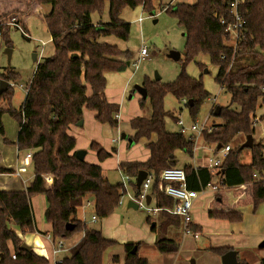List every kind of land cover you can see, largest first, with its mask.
<instances>
[{"label": "trees", "instance_id": "trees-1", "mask_svg": "<svg viewBox=\"0 0 264 264\" xmlns=\"http://www.w3.org/2000/svg\"><path fill=\"white\" fill-rule=\"evenodd\" d=\"M5 2L36 3L50 6V12L43 18L51 42L53 54L37 63L34 75L27 87L24 101L17 108L13 104L15 91L9 87L11 82L21 81V75L8 70L2 74L7 81V90L0 94V135L5 137L3 116L9 115L18 123L19 132L15 142L21 153L32 152L30 164L33 180L24 191H0V264H50L49 260L31 251H21L22 237L37 232L31 199L44 195L47 208L44 214L46 223L52 225L53 240H69L83 234L82 240L70 250V257L57 264H103V254L109 248L119 245L105 239L100 230L89 228L81 220L69 221L76 214L84 200L91 198L94 214L100 219L110 217L119 207L125 191L121 183L112 185L103 173L100 164L111 158L100 144L92 142L89 150L96 153L99 164L80 161L75 153L77 139L69 134L73 126L83 120L84 110L96 113L95 120L111 128H116L115 115L119 106L110 103L106 97L107 78L111 73L125 72L129 66L128 51L103 39L115 37L128 41L131 24L121 18L125 9L143 7L146 12L158 9L162 0H0ZM231 0H195L194 3H178L166 13L173 16L185 34L181 71L173 82L162 83L146 77L141 87L146 98L139 101L142 111L150 108L149 116H140L129 122L134 134L129 137L133 144L146 141L150 152L145 162H123L118 168L131 178L145 170L153 176L154 184L150 191L159 209L172 207V199L160 193L157 186L161 172L167 168L178 167L177 152L193 157L196 148L192 137L180 132L167 130L166 120L174 115L164 108L167 95L177 101H186L191 118L195 121L202 105L210 94L205 89L202 78L188 75L186 67L200 56H207L209 64L218 68L215 81L230 94V104L221 107L220 124L206 129L201 136L205 145L213 147L230 146L236 139L237 145L231 147L227 158L218 173L225 187H236L253 183V211L256 213L264 201V145L254 142L251 148H244L247 137L255 135V126L264 123V112L257 115L259 105L264 106V0H243L239 11L245 21V39L239 49L229 43L227 24L233 21L230 14ZM108 4V21L105 22ZM98 16V21L93 20ZM5 20H17V14L3 15ZM224 21V23H222ZM8 25H0V37L7 49L12 48ZM124 56L127 61L120 59ZM224 57V59H222ZM201 68L203 65L197 63ZM236 108H232V106ZM213 113V112H212ZM155 138V140H153ZM6 143L8 141L4 139ZM249 151L250 162H241L243 153ZM115 153V150H113ZM183 169L187 186L200 191L201 187L212 182L216 173L204 167L186 164ZM0 173H13L0 169ZM257 173L261 180H256ZM46 176L52 177L47 183ZM135 197L140 191L136 181L131 184ZM210 218L241 222L242 214L235 211H212ZM159 222L152 227L157 239L155 247L165 255L176 254L178 243L168 237L179 217L160 211ZM181 220V219H180ZM148 224L152 226L150 217ZM182 222V221H181ZM73 224L68 230L67 225ZM191 230H197L193 225ZM136 243L122 245L123 259L113 256L115 263L148 264L133 248ZM231 248H216L212 251L224 256ZM15 255V259H13ZM244 264V263H240ZM260 264H264V259Z\"/></svg>", "mask_w": 264, "mask_h": 264}, {"label": "rangeland", "instance_id": "rangeland-1", "mask_svg": "<svg viewBox=\"0 0 264 264\" xmlns=\"http://www.w3.org/2000/svg\"><path fill=\"white\" fill-rule=\"evenodd\" d=\"M194 0H162L158 9L153 12L144 11L143 7L139 6L135 9H125L121 18L126 22L131 24V32L128 41L124 42L115 37L103 39L105 42L117 46L121 51H129L132 56L129 57L131 62L130 66L127 67L126 72L131 76L132 88L137 86L141 87L144 79L146 77L151 80H157L162 83H170L176 80L181 71V61L174 60L168 57L171 51H175L181 54V59L184 57L185 48V34L181 27L178 26L177 20L166 13V11L172 8L178 3H193ZM50 6H39L36 3L27 4L26 2H5L0 1V25H8L10 28L9 37L11 39L12 48L11 58L8 57L6 53L7 47L4 41L0 37V82L5 81L2 78V74L8 70H13L21 75V81L11 82L16 85L13 88L15 91L13 104L15 107H19L24 101L25 90H27L28 84L31 81L37 63L44 61L46 58L50 57L53 52V44L51 42L50 34L48 32L47 26L43 21V18L49 14ZM17 14V20H5L3 15ZM108 4L106 5L105 14L103 15V20L107 22L108 19ZM142 19V21H140ZM93 20L98 21V16L93 15ZM26 35H24V33ZM146 47L148 50L147 57L142 58L140 56L141 49ZM36 54L37 61H33V55ZM121 60H127L124 56L120 57ZM197 63L205 64L201 68ZM186 71L189 76L193 78H202L205 89L209 92V99L202 105L198 116L195 121L191 118L188 108L186 106L187 102L177 101L172 95H167L164 100V108L166 111L171 112L174 117L181 119L187 126L192 124H198L199 126L205 125L206 129H211L216 123H220V119L214 116V111L216 107H227L230 104V94H228L221 86L215 81L216 75L218 74L217 67L211 66L209 64V58L207 56H200L195 62H191L187 65ZM207 71V72H206ZM7 82V81H5ZM23 85V87H19ZM144 99V98H142ZM139 105V103H138ZM140 109V106H138ZM236 108V106H232ZM141 110V109H140ZM213 112V113H212ZM264 112V106L259 105L257 110V115ZM150 108L141 111V116H149ZM96 114L91 111L84 110V120L82 126H73L69 134L75 137L78 142V147L83 148L88 152L86 156V161L91 164H99L96 153L89 150V145L92 142L103 143L104 149L111 153L112 156L104 163L100 164L104 169L115 170L116 166V155L113 153V148H117L120 151V146L127 142V140H120L116 144H110L108 140L111 138H116L115 130L110 128L108 125H101L95 120ZM16 127L18 123L9 118ZM121 122L123 127H125V132H131L130 128L127 127L125 121ZM216 122V123H213ZM125 124V125H124ZM167 130L171 132H178L179 127L177 125V120L173 121L171 118L166 120ZM127 127V128H126ZM115 135V137H111ZM196 136V134L194 135ZM254 142L261 141L264 143V123L259 122L255 128ZM7 138L0 135V139ZM120 139V138H119ZM116 140V139H115ZM155 140V138H153ZM237 139L230 144L231 147L237 145ZM113 142V141H112ZM129 149L126 147L123 149L131 150L138 149V151L145 152L146 141H141L139 144H133L128 140ZM7 146L15 147V144L7 143ZM196 148L194 150L193 157H189L183 152L176 155L178 163L180 165L191 164L196 166L197 164H205L212 153L206 147L203 142V138L200 135L197 142ZM213 151V147H210ZM135 151V150H134ZM250 160V153L246 151L243 153L241 162L246 163ZM114 177L112 182H121V176L118 172H113ZM34 176V175H33ZM264 180V179H263ZM214 183L219 182V177L216 175L213 178ZM253 184V183H249ZM251 190V187L249 186ZM128 192L132 195L133 190L130 187ZM253 192V186H252ZM128 198V197H126ZM92 202V201H91ZM93 208V206L91 207ZM152 208V206H151ZM260 209H264V201L259 206ZM81 210V207L79 208ZM78 209V210H79ZM198 212L205 214L207 211V206L198 207ZM262 217L263 213H260ZM82 216V214L80 213ZM117 215H122L120 217L121 221L116 222ZM148 213L145 209H127L125 205L120 206L114 212V217L110 223L112 224V229L109 230L110 234H114L117 237L121 235L130 236L132 233L138 234L141 228L150 224L147 222ZM84 222L86 225L97 228L101 226V223L92 224L91 223V212L87 211L83 213ZM45 221V220H44ZM83 222V221H82ZM80 236V234H77ZM76 236V235H75ZM78 236V237H79ZM34 236L28 235L27 238H33ZM26 238V239H27ZM116 247V246H115ZM115 247L109 248L103 254V264H113V256L118 255L119 247L117 250ZM194 255L189 259L185 258V255H181L178 251L176 254L166 255L165 264H192L194 260ZM194 262V261H193Z\"/></svg>", "mask_w": 264, "mask_h": 264}, {"label": "crops", "instance_id": "crops-1", "mask_svg": "<svg viewBox=\"0 0 264 264\" xmlns=\"http://www.w3.org/2000/svg\"><path fill=\"white\" fill-rule=\"evenodd\" d=\"M130 56L132 55L130 54ZM128 63L130 66L131 62L129 59ZM106 78V97L110 103H114L119 106L120 119L121 121H125L127 127L130 128L129 122L132 119L141 116L142 110L139 109L138 103L144 97L136 88L131 87V76L128 75V72L125 71L122 73H111L108 74ZM9 118L11 117L7 114L3 116L5 134L7 137L4 139H6L8 143H11L12 141V143L15 144L19 127H16V125H14V123ZM218 124L220 123H216L215 125ZM122 125L123 124L121 122H118L117 127L112 128L115 130L118 137L116 136V138H111L108 140L110 144H116L120 140L124 139L127 140V142L120 146V151L115 148V155L117 158L115 163L116 168L115 170L103 168L105 178H107V180L112 185L121 183L120 181L114 183L111 180L114 177L113 172H118L119 175H121V171L118 168L120 163L145 162L150 156V152L147 148V151L145 152L138 151V149L123 151V149L126 147L129 149L130 146L128 144V140L129 137L134 134V132L131 128L130 130L132 133L125 132V127ZM111 137H115V135ZM4 139H0V169L12 170L13 173H0V191H24L33 180V168L30 162L28 165L22 167L21 165L25 154L18 151L16 144L15 147L5 145L7 143L4 141ZM113 140H115V142H112ZM99 144L104 148L103 143ZM206 148L210 151L212 150L210 147ZM83 149L84 147L80 148L77 145V151ZM112 150H114V148ZM178 153L180 152H177L176 155ZM87 154L88 152H86V156ZM249 162L250 160L246 161L245 164ZM204 165L205 164H197L196 166H192L196 168L203 167ZM178 166L183 167L184 165H180L178 163ZM20 168H22V170L20 174H18ZM249 186L251 187V190L249 189ZM252 186L253 184H246L230 188L222 187L218 192L207 191L206 193L199 195L192 210V225L197 228V230L195 231L193 229L190 234H185L182 222L180 219H178L179 226H176L175 224L169 229L168 232V237L178 243L180 254L185 255V258L187 259L194 255V264H222V257L218 256L212 250L216 248L227 247L231 248L230 251H234L237 254V261L239 264H260L264 259V209L258 208L256 213L253 211ZM132 195H134V192ZM91 201V198L84 200V209H79L82 216L83 213L87 211L91 212V215L94 214V207L91 208L92 206H86L88 202L93 204V201ZM130 201V197L125 198L121 206L125 205L127 209H132L128 206ZM31 205L35 216L37 232L34 234L24 235L22 237L23 244L29 246L33 252L46 257L50 264L60 263L64 258L70 257V250L82 240L83 234H80V236L76 235L69 240H61V251L58 254L53 255L52 249L57 245L59 240H53L49 237L50 233L52 232V225L44 221V214L47 208L45 196L37 195L32 197ZM151 206L152 209L156 208L154 197L151 198L149 207L151 208ZM202 206H207V211L205 214H201L197 210L198 207L201 208ZM212 211L239 212L242 214L243 219L238 223H230L226 220L210 218L208 214ZM159 213L160 212L156 214L148 213V217L152 219V222L155 223V226L157 225V222H159ZM260 213H263L262 217H260ZM121 216L122 215H120V217ZM113 217L114 213L106 219H98L96 223L91 222L94 225L101 223L99 229L93 227L91 228L100 230L102 236L105 239L117 242L119 244L115 247L117 250H119V247L122 248V245L124 244L136 243L140 245L137 249L139 257L145 258L148 261V264H165L166 255L159 252V250L155 247L157 235L156 233L152 232L151 225L150 227L145 226L141 228L138 234L132 233L130 236L121 235L120 237H117L116 235L114 236V234H110L109 232V230L112 229V224H114L113 222L110 223ZM120 217L117 215V223L118 221H121L122 223L123 219L120 220ZM88 227L90 228V226ZM28 235H32L34 237L27 238ZM195 235H197V237H195ZM117 256L123 259V250H119ZM111 262L113 264H124L123 260L119 261L118 263L113 262V260Z\"/></svg>", "mask_w": 264, "mask_h": 264}, {"label": "built area", "instance_id": "built-area-1", "mask_svg": "<svg viewBox=\"0 0 264 264\" xmlns=\"http://www.w3.org/2000/svg\"><path fill=\"white\" fill-rule=\"evenodd\" d=\"M243 0H231L230 2V14L233 17V21L227 24L226 32L229 35V43L233 46V49H235V53L239 49L240 43L242 40L245 39V21L243 20V17L239 11L240 4ZM142 21V19H140ZM224 23V21H222ZM24 33V32H23ZM24 35H26L24 33ZM148 50L146 47H143L140 52V56L142 58L147 57ZM224 59V57H222ZM9 87L16 88V85L14 83H9ZM19 87H23V85H19ZM27 90H25L26 96ZM115 119L117 121L120 120L119 113L115 115ZM177 125L179 127V131L182 135L186 137H192L195 141V144L199 138V136L202 134V132L205 130V125L199 126L198 124H192L190 126H187L181 119L177 120ZM255 127H257V124H254ZM196 134V136H194ZM115 142V140H113ZM264 145V143H263ZM230 151V146L222 147L220 150H216L213 148V151L211 150L212 156H210L203 166L204 168H207L213 173H216L219 177V182L214 183L208 182L206 185L201 187L200 191L191 190L187 186V177L186 173L183 169V167H172L167 168L161 172L160 175V182L157 186V190L164 194L165 196L172 199V207L170 208H150L149 204L147 203V196L149 195L151 198V189L154 184L153 176L148 173L147 178L143 181L141 188H140V194L138 197H135V195H130L128 192V189L131 187V184L136 181V178H131L127 175H124L121 172V184L123 185V189L125 191V194H123L121 201L119 203V206H121L124 202V199L126 197H130L131 200H133L137 205L138 208L145 209L148 213L156 214L160 211H164L172 216L179 217L182 221L183 230L185 234L191 233V225L193 223L192 220V210L193 206L195 204V201L198 199L199 195L206 193L207 191L210 192H218L222 187H225L224 181L221 176H219V172L221 170V165L223 164L224 160L227 158L228 153ZM264 155V151H263ZM32 159V152H28L24 156V160L22 162V167L28 165V163ZM197 168V167H196ZM22 168L19 169L18 174H20ZM254 178L256 180H261L263 178H260L257 173L254 174ZM45 180L47 183L52 182L51 176H46ZM86 206H93L90 202L86 204ZM85 205H82L81 209H84ZM75 220H81L84 222V218L80 215V211L78 210L76 214H71L69 216V221L73 222ZM98 221V218L95 216V214L92 215L91 222L96 223ZM50 238L51 234L49 235ZM197 237V235H195ZM53 239V238H52ZM62 243L61 240L57 242V245L53 247L52 253L53 255L58 254L61 251ZM13 259H15V255H13Z\"/></svg>", "mask_w": 264, "mask_h": 264}, {"label": "water", "instance_id": "water-1", "mask_svg": "<svg viewBox=\"0 0 264 264\" xmlns=\"http://www.w3.org/2000/svg\"><path fill=\"white\" fill-rule=\"evenodd\" d=\"M6 53L8 54V57L11 58V50L7 49ZM169 58L174 59V60H179L180 59V54L175 52V51H171L168 55ZM33 61L36 62L37 61V57L36 54L33 55ZM207 72V71H206ZM159 81V77H157V80ZM8 87V83L5 81H1L0 82V94H2L4 91L7 90ZM136 89L143 95L144 98H146V92L142 87L137 86ZM220 111H221V107H216L215 111H214V116L215 117H219L220 115ZM83 125V120H81L80 122L77 123V126H82ZM253 141H254V137L253 135H249L247 137V140L245 142V144L243 145L244 148H251L253 146ZM222 147L219 145L217 147V150H220ZM76 157L78 160L83 161L85 159L86 156V151L85 150H78L75 153ZM148 176V172L145 170H141L139 171L137 177H136V186L137 189L140 190L141 185L143 183V181L147 178ZM151 202V197L148 195L147 196V203L150 204ZM130 208L132 209H138V205L131 200L129 205ZM152 227H155V223L152 224ZM67 229L68 230H72L73 229V224L69 223L67 225ZM21 251H31L30 247L27 246L26 244H22L20 247ZM137 252V247L133 248L132 253L135 254ZM192 264H194V262L192 261ZM222 264H239L237 261V254L234 251H230L227 254H225L224 256H222Z\"/></svg>", "mask_w": 264, "mask_h": 264}]
</instances>
